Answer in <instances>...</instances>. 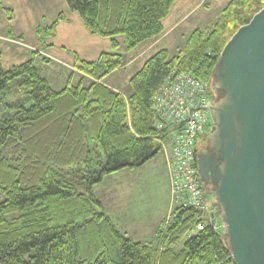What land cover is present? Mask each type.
Instances as JSON below:
<instances>
[{"label":"trees","instance_id":"trees-1","mask_svg":"<svg viewBox=\"0 0 264 264\" xmlns=\"http://www.w3.org/2000/svg\"><path fill=\"white\" fill-rule=\"evenodd\" d=\"M65 1L90 35L108 38L113 50L123 36L125 50L134 51L164 33L179 0ZM262 8L264 0H229L211 26L191 32L180 54L161 49L149 56L130 78L127 98L101 83L124 65L118 52L102 53L97 63L76 58L75 68L93 80L86 87L68 83L59 92L32 61L8 70L0 63V95L16 82L31 102L28 108L21 101L4 104L0 119V264H234L222 230L204 222L192 232L198 210L173 208L153 242H134L116 227L94 188L159 153L156 140H166L169 128H156L154 94L179 72L214 89L223 47Z\"/></svg>","mask_w":264,"mask_h":264},{"label":"rangeland","instance_id":"rangeland-1","mask_svg":"<svg viewBox=\"0 0 264 264\" xmlns=\"http://www.w3.org/2000/svg\"><path fill=\"white\" fill-rule=\"evenodd\" d=\"M182 1L179 0L173 5L169 16L165 19L166 23H173V20L184 18L178 23L175 32L161 45L171 56L182 52L193 30L203 31L211 26L229 0H206V5L202 9L191 13L188 17L185 15L190 9L189 0ZM193 2L195 3L194 0ZM70 13L75 15L74 18L70 19L68 16ZM63 15L66 19L61 23L60 16ZM77 19L80 23L78 25ZM53 24H56L55 29L52 28ZM81 29L84 31L85 28L78 14L69 10L65 0H0V36H9L14 40L10 43L0 39L1 66L3 70H8L24 62L32 61L39 76L47 81L53 91L59 92L68 83L72 86L81 83L83 87H86L93 80L75 68L76 58L97 63L102 53L118 52L122 56V61L125 62L128 60L127 57L132 56L137 50V48L135 52L125 50L123 36L117 37L118 47L113 50L108 38L90 35L86 30L85 38H83ZM129 52L132 53L127 55ZM41 54H45L46 57ZM145 58L139 63L144 62ZM139 63L111 78L115 77L123 85L121 93L126 97L132 94L129 80L141 68L137 67ZM97 71L94 78L99 76ZM105 82L115 86L108 80ZM16 101H21L26 108L31 105L26 95L18 89L16 82H12L8 90L0 95V119L6 113L4 104ZM157 118L154 113V119L157 120ZM164 142L168 145L167 141ZM163 148L160 147L159 153L142 166L111 173L94 188V193L104 203V209L108 215L124 211L135 215L141 212L143 219L137 217L130 219L128 225L121 224L116 219L112 220L120 232L134 242H153L157 230L163 229L165 223L171 219L170 182ZM166 148H169V145ZM197 149L198 152H205L208 149L207 134L201 137ZM144 185L147 186L145 190ZM138 188L141 189L138 191ZM4 199L5 195L0 190V202ZM205 201L211 205L208 196H205ZM14 216L16 214L8 217ZM184 240L183 237L176 247L179 248Z\"/></svg>","mask_w":264,"mask_h":264},{"label":"water","instance_id":"water-1","mask_svg":"<svg viewBox=\"0 0 264 264\" xmlns=\"http://www.w3.org/2000/svg\"><path fill=\"white\" fill-rule=\"evenodd\" d=\"M213 85L197 174L232 262L264 264V8L223 47Z\"/></svg>","mask_w":264,"mask_h":264},{"label":"built area","instance_id":"built-area-1","mask_svg":"<svg viewBox=\"0 0 264 264\" xmlns=\"http://www.w3.org/2000/svg\"><path fill=\"white\" fill-rule=\"evenodd\" d=\"M212 86L192 74L179 72L168 76L154 94L152 107L157 115L156 128H169L166 140H156L165 153L170 182V208H193L200 217L193 233L207 222L214 231L221 223L213 206L205 201L204 189L196 169V147L210 127L208 95ZM164 141H167L168 145Z\"/></svg>","mask_w":264,"mask_h":264},{"label":"crops","instance_id":"crops-1","mask_svg":"<svg viewBox=\"0 0 264 264\" xmlns=\"http://www.w3.org/2000/svg\"><path fill=\"white\" fill-rule=\"evenodd\" d=\"M194 1H195V3L193 2V0H189L190 9L187 11L185 17L186 16L188 17L191 13H194L195 11L202 9L206 5V0H194ZM182 2H186V0H183ZM68 16L70 17V19H72V18H74L75 15H73L72 13H70V15H68ZM65 17L66 16H64V15L62 16V20H60L61 23L65 22V19H66ZM182 19H184V18H182ZM182 19H179L178 18L176 21L173 20L174 21L173 23H171V22L166 23L167 21L164 20V33L161 36H159V37H157V38H155V39H153L151 41H148L146 43H143L142 45H140L139 47H137L136 52L134 51L135 53L132 56L130 55V53H132V52L127 53V55H130V56L127 57L128 60L125 61L124 65L120 69H118V70H116L114 72H111L110 74H108L107 76H105L101 80V83L103 85H105L106 87H108L109 89H111L112 91L121 93L122 92L121 87L123 85H121L118 82V80L115 79V77L113 79H111L112 76H115V74H118L119 72H122V70L125 71V70L133 67L135 64H138L139 61L143 60L146 56L149 57L152 54H154L155 52H157L158 50L165 49L161 45L164 43V40H167L168 37L175 32L176 28L179 25L178 23ZM78 22L79 21L77 19V25L80 24ZM79 27H80V25H79ZM84 32H86L85 29H84V31H83V29H81L80 33H81V37H83V38H85V36H84L85 33ZM0 39H2L5 42H10V43H13V41H14L13 39H10L9 36L8 37H6V36L1 37L0 36ZM41 55H43V54H41ZM43 56L46 57L45 54ZM147 58H145V60ZM142 64H143V61H142V63H139V66L137 65V67H141ZM106 80L114 83L115 86H111V85L107 84L105 82ZM124 97H126V96H124ZM127 97H129V96H127ZM164 171L166 172V168H165ZM165 175L167 177V172L165 173ZM145 187H147V186L144 185V187H143L144 190H145ZM140 189L138 188V191ZM147 190L149 191V185H148V189ZM168 191H169V188H168ZM167 207L169 208V204L168 203H167ZM109 216L111 217L112 220L113 219H116L119 223L124 224V225H128L129 224V220L130 219H135L136 217L143 219V216H142V214H141L140 211L136 215L134 213H130V212H125L124 211V212L116 213V214H113V215L111 214Z\"/></svg>","mask_w":264,"mask_h":264},{"label":"flooded vegetation","instance_id":"flooded-vegetation-1","mask_svg":"<svg viewBox=\"0 0 264 264\" xmlns=\"http://www.w3.org/2000/svg\"><path fill=\"white\" fill-rule=\"evenodd\" d=\"M215 96H216L215 93H213V94H212V97L214 98ZM212 97H211V99H213ZM214 99H216V97H215ZM197 152H198V151H197ZM197 152H196V153H197ZM210 187H211V186L207 187V189H211Z\"/></svg>","mask_w":264,"mask_h":264}]
</instances>
